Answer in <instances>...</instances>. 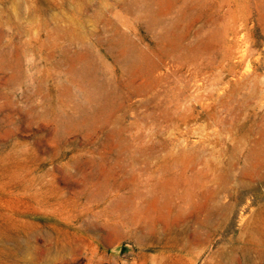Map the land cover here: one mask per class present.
<instances>
[{"label":"rangeland","instance_id":"374dc122","mask_svg":"<svg viewBox=\"0 0 264 264\" xmlns=\"http://www.w3.org/2000/svg\"><path fill=\"white\" fill-rule=\"evenodd\" d=\"M0 264H264V0H0Z\"/></svg>","mask_w":264,"mask_h":264}]
</instances>
